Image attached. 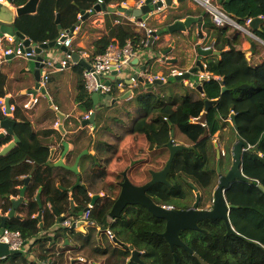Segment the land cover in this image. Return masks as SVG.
I'll return each instance as SVG.
<instances>
[{
  "label": "trees",
  "instance_id": "obj_1",
  "mask_svg": "<svg viewBox=\"0 0 264 264\" xmlns=\"http://www.w3.org/2000/svg\"><path fill=\"white\" fill-rule=\"evenodd\" d=\"M28 1L12 0V3L19 8ZM99 1L41 0L35 15L17 18L15 29L36 44L52 43L61 34L56 24L58 14L62 28L71 32L80 23L79 15L82 12L93 11ZM113 1L104 0V3L110 5ZM217 2L240 23H244L247 18H264V0L231 2L217 0ZM211 25L213 27L209 32L215 39L214 49L217 51L231 49L223 55V60H211L207 63L210 73L228 76L227 81L231 75L234 81V84L228 87L227 97L219 109L212 108L208 113L204 112L206 99H217L221 95L219 82L211 79L204 86L205 98L198 92H189L188 89H185L186 95L179 102L168 101L161 94L144 93L138 97L139 107L131 110L132 113L139 115L136 118L121 111L106 117V108L97 113L96 126L102 125L99 137L101 140L96 145L95 155L90 157V165L83 171L84 183L73 194L77 203L76 209L72 211L68 194L61 193L57 188L50 190L49 182L47 201L52 209L46 208L43 211L44 226L40 229L38 219L33 218L40 211L33 193L44 187L41 186L42 180L38 177L37 184L28 191L30 201L26 207L27 218H14L6 225L10 231L20 232L24 241L35 240L33 250L37 258L47 259L53 264H72L73 261L80 264L77 261L79 258L96 264H136L131 261L132 250L125 248L132 246L134 251L142 254L146 264H175L170 247L165 239L158 235L164 232V220L155 218L145 208L138 206L127 207L121 219L115 221L109 219V212L119 193L115 194L113 186L104 183L103 178L106 177L107 168L116 156L123 139L127 135H133L139 150L146 158L129 167L126 172L134 185L147 184L152 179V172L164 169L170 156L166 145L171 141V133L174 131V143L183 145L177 142L180 134L187 142L184 145L190 150L176 154L168 176L169 185L157 184L147 194L159 206L185 209L191 204L187 203V199L193 193L189 185L192 183L205 191L201 206L211 205V194L217 182L213 179V171L210 170L212 167L215 168V163L217 165L214 136L218 132L227 133L228 139L224 147L227 152V165L231 163V150L237 138L231 126L227 131L229 124L223 121L229 116L226 113L228 107L236 109V106L242 104L243 109L240 112L234 110L239 117L252 113V110L260 112L259 108L264 110V62L259 68L255 67L246 60L237 41L240 39L239 36L229 35L227 30L229 28L218 29ZM255 35L264 41V23ZM114 38H118L123 44L127 40H131L135 45L143 41V46L150 42L125 30L122 25H116L106 36L95 42L91 60L103 54ZM253 44L254 49L260 46L257 41ZM76 70L83 75L84 67L76 65ZM6 82V75L0 68V99L6 96ZM169 84L170 82L167 83ZM255 98L257 105L252 103ZM78 101L82 103L85 114L94 111V101L86 90L85 80L80 84ZM249 101L251 102L248 105L245 104ZM16 113L19 116L18 109ZM191 118H200L201 121L199 124H192ZM4 119L6 117L0 108V120ZM17 129L26 137L22 138L21 144L12 153L0 157L1 203L9 194L17 193V182L11 175L14 164L27 158L42 166L47 165L48 161L49 150L39 142L30 124L25 121L19 124ZM103 160L104 163L101 162ZM97 165L100 166L95 168ZM243 174L251 179L252 183L237 182L226 193L227 202L240 207L233 210L230 215L231 224L239 236L228 234L225 223L220 220L204 222L203 229L210 230V233L188 232L183 236L191 249L207 264H264V192L259 188L264 187V136L253 148L244 153ZM90 192L93 195L106 193L105 199L99 200L92 211L91 219L96 222V227H88L85 232L60 227L53 238L49 237L47 233L58 220L56 214L67 218L69 214L78 215L77 213L84 211L91 204ZM9 208L10 206L5 207V211ZM205 223L208 225L205 226ZM99 228L109 230L123 246L115 245L106 233L99 231ZM41 231L45 234L38 237ZM104 236L107 239H104ZM175 254L179 264H201L195 256L184 250L177 249ZM5 263L28 264L22 253L16 254L13 261L9 262L8 259Z\"/></svg>",
  "mask_w": 264,
  "mask_h": 264
},
{
  "label": "crops",
  "instance_id": "obj_2",
  "mask_svg": "<svg viewBox=\"0 0 264 264\" xmlns=\"http://www.w3.org/2000/svg\"><path fill=\"white\" fill-rule=\"evenodd\" d=\"M120 1L121 0H114L110 5H106L104 3L107 7L116 8L118 10L116 13L102 12V13H91L89 17L83 16V18L80 20V23L74 27L75 30L73 32L69 31L70 38L73 40L70 50L74 51L79 55L82 54L89 55L87 59H84L88 64L94 61V59L91 60L90 56L94 53L95 42L106 36L110 32V30L114 28L116 25H122V27L125 30L135 33L138 36H141L142 39L144 38L150 41L146 46H143V41L136 43V45L134 44L136 46V49L139 50V55L140 53L143 54V60H141L140 62L141 64H139L138 67L142 64L143 65L145 64L146 61L145 59L149 60L147 64L149 69L152 70L150 71L149 75L154 79L161 77L167 78V82H164L163 85H153V86L147 83L145 86L143 85V87H141L137 95L132 94L131 97L127 98L126 100H122V97L125 96L126 93L129 91L128 89L129 85L125 84V87H122L120 89L115 88V92L112 93L111 96L113 98L118 99V101L122 100V102L115 105L118 108V111H123L122 109H124L125 112H130L132 109L138 108L139 107L138 97L144 93H154L157 95L161 94L168 101L179 102L182 99V97L186 95L185 89H188L189 92H194V93L198 92L202 96V98H205L206 94H205L204 86L206 82H199V85H201L203 89V93H200V91H198L196 87H193V83L195 81H198L197 80L198 76L195 77L196 79L194 80H185L184 82L175 81L177 82V84L175 85V87L168 89L169 94L164 92V87H168L169 85H167V83L171 82L170 78H174L172 76L173 71L186 73L187 71L193 69L194 64L197 60V55H196L197 45H202L203 47L214 45L215 39H213L211 33L209 32L210 28L207 24L209 23V19L205 17L204 25L202 27V33L206 38V40L200 38V35L198 34L199 30L197 24L195 25L192 31H187L185 33H176L173 35L169 33H165L163 38L159 37L154 42H151V34H149L150 31L162 30L168 24L173 23L175 20L178 19L184 20L187 17H191V16L197 18L201 17L204 12L203 9L192 0H183V2H180L181 0H173V5L175 7L173 8L165 7L156 12H153L151 16L144 23L138 22V20L136 19V25L138 29L134 31L130 25V22H128V21H132L131 19H133L134 17L128 16L120 12L119 9L122 7L138 8L144 4L145 0H141V1L124 0L121 3ZM13 6L15 7V5ZM149 22H151L150 25ZM62 31L66 32L67 30L62 28L61 32ZM242 37H240L239 39L241 40L242 43H240L239 40L237 41L240 44L241 50L244 52L246 60L251 64H253L255 67L259 68L264 62V43L262 41H259L260 46L254 49L255 48L253 46L254 41L252 39L251 40L248 39V37L246 36H242ZM114 39H118V38H114ZM5 46L15 48V45L12 44H6ZM168 48H171V51L167 54L165 58L157 56L158 53L164 50L166 51L168 50ZM230 50H231L230 48H227L224 50V52L227 53ZM50 53L54 55L56 59L60 57L62 58L66 54L64 53V51L56 47L53 48L52 52L50 51ZM174 59L178 60L177 63L171 62ZM223 59H224L223 56L213 58L214 61L217 60L221 61ZM203 63L207 68L204 75H210L212 76V79H215L218 82L223 81L224 82L223 86L226 87L227 89L226 90L227 92L223 95L222 94L223 86L219 83L221 87L220 97L217 99L207 98L210 100H217V105L211 107V109L217 108L218 110L221 103L227 97L229 91L228 87L232 86L234 84V81L231 75L228 81H227L228 76L213 75L208 70L207 60H204ZM0 68L7 78V82L5 86L6 96L4 97V99L5 101L8 100L10 105L14 106L16 110L17 109L19 110V116H17L15 110V112L10 117H6L15 121L14 136L8 135L4 130L0 128V132H1L0 134H5V137L3 139H0V157H6L10 153H12L17 147H19V145L23 140L22 138L26 137L24 133H22L17 129L19 124L25 121H27L30 124L33 133L36 135L37 139L42 144V146L47 147L49 150L48 161H47V165L45 166L39 165L38 163H35L33 160L27 158L20 163L14 164V166L11 168V175L15 177V182H17L16 185L17 193L9 194L7 197L13 198L14 200H19L21 198V195L23 194V202L21 203V206L16 213L18 216L15 215L16 217H13L12 219L18 217L20 218L23 217V219L27 218L26 204L27 203L29 204L30 201L28 191L32 189L35 186V184H37V179L38 177H40L42 180L41 186L42 187L44 186L42 188V193H41V201L43 204L42 219L41 221L38 219L39 213L41 212L40 208H39L40 211L37 214H35L33 218L38 219L39 228L43 229L44 226L43 211L46 208L52 209L51 205L47 201V191H48L47 184L49 182L51 184L49 189L51 190L57 188L61 193H67L71 200L72 211L76 209L77 203L74 201L73 198V194H75L74 190L73 191H69V190H71L72 186L77 183L78 179L81 180V185L84 183L83 182L84 177L82 176V174L83 171L87 169L88 166L90 165L89 164L91 162L90 157L95 155L96 145L98 144V141L101 140L99 137L101 136L100 134H101L102 125H99L97 127L95 120V125L83 127V117L85 115V112L82 109V103L78 101V95L80 93V84L82 81L84 82V78L83 75H81L80 72L76 70V66L65 71H59L53 73L50 76V81L46 87V94L42 95L41 93H38L36 97L37 101L36 103H34L33 108L30 110L26 109V105L31 104L34 101L32 95L29 94V92L34 89L36 84L35 71L39 70V68L36 66V62L30 59H23V58L8 59L7 61L0 63ZM127 68L131 70L132 67H127ZM127 68H125V70ZM167 71H170V73L165 74ZM132 73L134 72L131 71L127 74L124 73L120 75V78L122 77L126 80V82H130V78L132 77V75H134ZM201 75L202 74H199V76ZM229 99H231V97ZM250 102L251 101L245 102V104L248 105ZM252 103L257 105L256 98L252 100ZM258 105H260V103H258ZM101 107L102 110L106 108L105 110L106 117L110 116L108 113L111 112L110 109V107H112L111 103L104 98H100L99 106L98 107L95 106L93 112H96L97 108H101ZM236 107L237 110L234 109L232 106L228 107L226 113H228L229 116L223 121L224 123L229 124L228 127L231 126L232 130H234V132L237 135L236 140L238 138H242L244 141L248 143L251 149L264 136V110L263 108H259L260 112L252 110L253 111L252 113L250 114L247 113V115L245 114L243 117H239L235 114V112L236 111L240 112L243 109V105L239 104ZM255 108L258 107L255 106ZM58 112L64 115V121H63L64 132H62L59 129L60 122H59V117L57 116ZM233 115H235L236 117L237 126L239 128L238 132L235 131V125H233L232 123L231 117ZM200 121L201 120L199 118V122ZM56 124H58L57 127H54ZM87 128H90V130L91 129L92 130L91 131L87 130ZM240 133H242L241 137H240ZM15 137L18 139V142H15ZM126 140L127 138L123 142H125ZM221 143L222 142H220V144L218 145L215 141L214 144H215V148L217 149L216 151L217 163L219 161H222V164L224 165L225 160L227 161V157L225 156L226 154L225 153L226 150L224 148L225 144L222 145ZM8 147H10V149L4 152V150L7 149ZM52 149L55 151V154L53 156V159L51 160L50 157H51ZM218 152H220V155L218 154ZM64 153L65 156L63 157ZM80 155H82V157L80 158L79 165L77 167L79 174H75L62 167L53 166L54 164H57L60 161L65 166L73 167L77 162L78 158L80 157ZM101 162L104 163V160ZM117 164L118 163L116 159L110 162L109 167L107 168L106 176L109 170L113 169V166H116ZM98 166L100 165L95 166V168H97ZM122 173L123 172H121V175ZM107 184L110 185L111 183L109 182ZM39 189L40 188H38V190L35 193H33L35 194L34 198L36 202H37V194L39 192ZM96 195L97 194L93 195V193L90 192L91 197H94ZM5 204L9 206V201H5ZM1 205L3 206V202L1 203L0 200V206ZM25 205L26 207L23 208ZM1 211L3 212V210L0 209V212ZM8 212H10V210L5 211V213ZM83 213L84 211L77 213L78 215L69 214L70 215L69 218H67L66 216L65 217L66 219L77 220L78 222H80ZM12 219H10L8 222H10ZM59 228L60 227L58 225V220H57L56 225H54L50 229L47 235L53 238L55 236V232ZM74 230L85 232L86 228L83 225L81 228L76 227ZM44 234L45 232L41 231L38 237L43 236ZM29 240H27L26 242H28ZM28 246L25 248L24 252H20L24 255L28 264H53V262L48 261L47 259L41 260L37 258V256L35 255V250H33L34 243L30 245L28 244ZM11 256L12 255L4 256L5 257L4 259H1L3 258L1 257L0 261H3L2 264H4V262L10 259ZM77 261L79 262L78 259ZM72 264H75V261H73Z\"/></svg>",
  "mask_w": 264,
  "mask_h": 264
},
{
  "label": "water",
  "instance_id": "obj_3",
  "mask_svg": "<svg viewBox=\"0 0 264 264\" xmlns=\"http://www.w3.org/2000/svg\"><path fill=\"white\" fill-rule=\"evenodd\" d=\"M101 3L96 4L93 11L91 12H82L81 15H84L85 17H89L91 13H102V12H108V13H116L118 10L116 8L107 7L104 4V0H100ZM227 2H231L232 0H226ZM7 3L0 2V33L3 35H8L13 37L15 40L20 39L24 40L26 37L20 33L19 31H16L15 29V22L17 18H20L25 15H32L37 12L38 4L40 0H29L24 6L19 8H12L9 4H12V0H7ZM173 8L175 7L173 5V0H145L144 4L141 5L138 8H120L119 11L128 15L132 16L135 19L138 20V22L144 23L153 12H156L162 8ZM206 17V13L203 12L201 17H187L184 20H175L173 23L168 24L166 27H164L160 31H152L151 32V42H154L159 37H164L165 33H169L171 35L176 33H185L187 31H192L195 27V25H198V34L200 35V38L203 40H206L202 33V27L204 25V19ZM61 18L60 15H57L56 23L58 24V28L62 30V26L60 25ZM264 23L263 17L254 18L250 24V28L252 31H260L261 25ZM75 30V28L72 29V32ZM69 31L65 32V36L60 39L61 42H65L69 38ZM31 40L26 39L25 40V46L29 47L31 45ZM32 46H36V43H33ZM58 48V45L55 44V42L48 43V44H40L38 47L35 48V54L36 56L31 58L30 60L36 62V66H39V62L42 61L45 58V55L43 54L45 51L51 50L53 48ZM62 51L64 52H71L68 48L62 47ZM171 51V48H168V50L161 51L157 54L158 57H166L167 54ZM196 55L197 60L194 64L193 69L190 71H187L186 73H183L182 75L175 76L174 79L177 82H184L185 80H194L195 77L198 76V81H195L193 83V87H196L200 93H203V89L201 85H199V82H206L207 77L205 76H199V74H205L207 68L205 67L203 61L207 60V63L210 60H213L215 57H222L225 52L224 51H217L214 49H206L205 47H202L201 45L196 46ZM11 58V57H10ZM141 60H143V54L139 58H136L131 63V70L126 69L124 72L127 74L131 71H133L134 78L137 76L139 77V81L144 84L146 76L149 75L150 70L148 67L147 62L149 60L145 59V64H141ZM73 61L77 62L78 65L84 67V68H90V65L83 59L81 56L77 53L73 54ZM177 59L172 60V63H177ZM143 63V61H142ZM118 75L117 71H113L111 77H109L112 81H116L117 84H127L131 85V82H126L125 79H118L115 80V76ZM40 77L41 73L40 70L35 71V87L32 91L29 92V94L32 95L33 99H36L37 94L40 92L42 95L46 94L45 88H40ZM219 83L223 86L224 82L219 81ZM111 84V83H108ZM164 82L162 79H154L153 82H149V85H163ZM226 87H222V94L224 95L226 91ZM134 94H138V91H134ZM132 92L128 91L125 96L122 97V100H126L127 98L131 97ZM100 98L106 99L108 102L111 103L112 106H115L118 102V99L113 98L111 95H98L93 94L92 99L94 101V105L96 107L99 106V100ZM217 105V100H210L207 99L205 101V112H209L211 107H214ZM6 106L9 109L10 103L8 100H6ZM102 111L101 108H97L96 112H93L89 120L83 121V127L92 126L95 125L96 120V114ZM57 116L59 117L60 126L59 129L64 132L63 129V121H64V115L60 112L57 113ZM233 125H235V131L238 132L239 128L237 126L236 117L233 115L231 117ZM14 125L15 121L6 118L4 120H0V128L4 130L8 135L14 136ZM173 128V125H171ZM174 136L175 132L173 131L171 133V141L166 145V147L170 151L169 159L164 167L163 170L158 172H152V179L147 184L143 186H137L134 185L130 179L128 178V173L124 171L122 173L123 181L120 185L121 189L120 192L115 200V203L112 207V209L109 212V218L110 220H118L121 219L126 208L129 206H138L145 208L152 216L158 219H162L166 221V230L161 235L167 243L171 246L172 251H174V248L176 246L181 247L185 249L187 252L193 254L200 262L201 264H207L202 258L196 254L193 250L189 249L185 243L181 240L180 234L183 231L186 230H192V231H203L199 227V224L205 220H221L225 223L228 234L238 235L230 220V215L233 210H238L240 207L236 205H231L227 202L226 199V193L230 190V188L237 182H243V183H252V180L247 178L243 174V158L244 153L248 150H250V147L246 141H244L242 138H238L236 142L233 144L232 150H231V163L227 168V172L225 174H221V162L219 161L217 163L218 168V186L214 192L213 195V202L211 209H200V200L201 196L198 193V188L192 185L195 192L197 194V201L193 208L187 209V210H181V209H168L164 206L157 205L148 195L147 192L155 185L157 184H167L168 182V175L171 171V167L173 164V161L176 157V154L179 152H182L184 150H190L189 147L181 144H175L174 143ZM5 137V134H0V139H3ZM15 142H18V139L15 137ZM12 146V145H11ZM10 146V147H11ZM8 147L4 150L8 151L10 149ZM55 154V151L52 149L51 151V157L50 159H53V156ZM220 155V152H218ZM65 156V153L63 157ZM82 157L78 158L77 162L73 167H68L63 165L60 161L57 164H54V167H62L64 169H67L75 174H79L77 167L79 165V160ZM227 164V161H226ZM225 167V166H224ZM81 185V180L78 179L76 185L69 191H73L75 188L79 187ZM260 190L264 192V187L259 186ZM41 193L42 188L39 189V192L37 194V202L39 205V208L41 212L39 213L38 219L41 221L42 219V210H43V204L41 201ZM101 198L100 195H96L92 197L91 204L95 205L97 200ZM5 201H9L10 210L9 214L7 215H0V234L6 229L7 222L15 217V214L17 210L20 208L21 203L23 202V194L21 195V198L19 200H14L13 198L6 197L4 198ZM5 201L3 202V206L1 205V210L5 212V207H7V204H5ZM84 211H87L85 209ZM58 218V224L62 223L66 220V217H59ZM20 218V217H18ZM84 225V221L78 222L77 225H73L72 229L74 230L76 227L81 228ZM105 229H103L104 231ZM239 236V235H238ZM241 237V236H240ZM114 243L118 246H123L121 242H119L117 239L114 238ZM125 248H129L132 250V257L131 261L136 263L143 264V261H141V253L138 251H134L133 247L125 246ZM17 254V252H11L8 250V246L5 244L0 245V258L4 256L14 255ZM175 263L178 264V260L175 256Z\"/></svg>",
  "mask_w": 264,
  "mask_h": 264
},
{
  "label": "built area",
  "instance_id": "obj_4",
  "mask_svg": "<svg viewBox=\"0 0 264 264\" xmlns=\"http://www.w3.org/2000/svg\"><path fill=\"white\" fill-rule=\"evenodd\" d=\"M196 4H198L203 11L206 13V16L211 20L212 24L218 29H227L230 27H235L239 30L243 29V26H240L235 19L231 17V15L216 1V0H192ZM2 3H7V0H0ZM101 3V1H99ZM10 7L16 9L12 4H9ZM91 12V11H89ZM86 13V12H85ZM84 15H79V20L83 18ZM252 18H247L245 20V25L247 30L246 31L250 36L258 39L252 33L249 32V27L252 22ZM152 31L149 32L151 34ZM65 36V32L62 31L59 38L55 41V44L58 45V48L61 49L62 47L68 48L71 52H64L66 53L64 57H60L58 59L55 58L54 55L50 53L51 50L45 51L43 54L45 58L39 62V70L41 73L40 77V88L47 87L50 76L59 71L68 70L76 65L77 62L73 61V54L74 51L70 50L72 46L73 40L69 38L65 42H61L60 39ZM28 39L27 37L24 40L17 39L15 40L13 37L8 35L0 34V63L7 61L8 59L14 58H23V59H31L36 56L35 48L38 47L40 44H36V46H32L34 42L31 43L29 47L25 46V40ZM6 44L15 45V48L5 46ZM43 44H48L47 42ZM206 49H214V45H210L206 47ZM81 58L87 59L89 55L82 54L80 55ZM139 50L136 49V46L131 40H127L124 44L119 39H114L107 47L106 51L101 54L97 55L94 58V61L90 63V68H84L83 71V78L85 80V87L89 94H98V95H111L115 92V83L116 81H112L109 77H111L113 71H117L118 75L115 76V80H120L124 78H120V75L124 74V70L127 67H131V63L134 59L139 58ZM11 57V58H10ZM182 72L173 71L172 76L182 75ZM142 75V74H141ZM140 76L134 78L132 76L130 78L131 85H129V91L134 94V91H140L143 85L145 86L149 82H153L154 78L150 75L146 76L145 83L142 84L138 79ZM202 76L207 77L206 82H210L212 76L204 75ZM158 79V78H155ZM163 82H167V78L161 77ZM111 83V84H108ZM125 87V84H117L116 88ZM40 93V92H39ZM37 99H34L33 103L26 105V109H32L34 103H36ZM0 108L5 117H10L16 110L14 106H9V109L6 106V101L4 98L0 99ZM57 109V108H56ZM93 111L85 114L83 117V121L89 120ZM192 124H199V118H191ZM204 126V125H203ZM1 133V132H0ZM95 206L90 204L87 208V211L83 213L81 217V221H84V227H96V222L91 219L92 211L94 210ZM77 220L66 219L64 222L58 224L59 227L62 228H69L71 229L72 226L75 224L77 225ZM110 239H113V235L108 232ZM34 243V240H29L28 242L24 241L20 232H13L8 229H4V231L0 234V245L5 244L8 246L9 251L13 252H24L25 248L28 244ZM29 247V246H28ZM5 257L1 258L4 259ZM0 259V260H1ZM80 264H96V263H88L86 259L79 258Z\"/></svg>",
  "mask_w": 264,
  "mask_h": 264
},
{
  "label": "rangeland",
  "instance_id": "obj_5",
  "mask_svg": "<svg viewBox=\"0 0 264 264\" xmlns=\"http://www.w3.org/2000/svg\"><path fill=\"white\" fill-rule=\"evenodd\" d=\"M130 8H135V7H130ZM232 17V16H231ZM233 18V17H232ZM234 19V18H233ZM132 21H128L130 22V25L132 27V29L135 31L137 28V25H136V19L133 18L131 19ZM235 21L240 25V26H243V29L247 30V27L245 25V23H240L238 20L235 19ZM151 22H149V25H150ZM242 30H239L235 27H230L228 30V33L229 35H236V36H246L248 37V39L251 40V37L250 35L246 32V31H243ZM250 37V38H249ZM243 38V37H242ZM243 40V39H242ZM255 40V38L253 39ZM257 42H259L257 40ZM202 46V45H201ZM207 46V45H205ZM203 47V46H202ZM53 49H51V52H52ZM170 71H167L165 74H169ZM171 79V82L169 84L168 87H164V92L168 93V89L172 88V87H175V85L177 84V82H175V79L174 78H170ZM196 79V78H194ZM197 80H198V77H197ZM179 86V85H178ZM117 87V83H115V88ZM169 94V93H168ZM172 97V96H171ZM122 102V100H119L117 102L120 103ZM111 109V112L108 113L109 115H115V113L118 111V108L115 106H112L110 107ZM120 109V108H119ZM123 111L121 112H124L126 114L129 113V115L131 117H134L136 118L137 114L136 113H132L131 111L130 112H125L124 109H122ZM76 114V113H74ZM139 116V115H138ZM137 116V117H138ZM133 118V119H134ZM58 124H56L54 127H57ZM87 130H90V128H87ZM92 130V129H91ZM90 130V131H91ZM227 131H229V127L227 128ZM242 133H240V137H241ZM129 136V137H128ZM127 138V140L125 142H123L125 139ZM226 139H228V136H227V133L226 132H221V133H218L216 136H214V143L216 141V143L219 145L220 142H222L221 144L224 145L225 142H226ZM122 143L120 144L119 148H118V151H117V154L116 156L114 157L113 161L116 159L117 161V165L116 166H113V169H110L107 176L105 178H103V182L104 183H111L110 185H116L117 182L119 181H122V175H121V172H124V171H127V169L129 167H131L132 165L140 162V161H143L145 158H146V155L141 152V150H139L138 148V145H137V141H136V138L133 136V135H127L124 139H123ZM177 142L178 143H187L184 138L179 134L178 135V138H177ZM182 145V144H181ZM186 146V145H185ZM120 155V156H119ZM125 161V162H124ZM124 162V163H123ZM224 166L225 167H222L221 169V174H225L227 172V168L229 165L226 164V160H225V163H224ZM211 171H213V179L214 180H219V177H218V168H217V165L215 163V168H211L210 169ZM130 177V176H129ZM131 178H133V176L131 175ZM186 188V187H185ZM101 197L103 198L104 196H106V193L105 192H102L100 193ZM196 199V195L195 194H191V196H188V199H187V203H193V201H195ZM212 204V203H211ZM131 218V217H129ZM88 229V228H87ZM108 235V233H106ZM104 239H107L106 236H104ZM113 245V244H112ZM121 249H124V248H121ZM14 256L15 255H12L9 259V262H11V260L13 261L14 260ZM18 259V257L16 258ZM141 261H143L142 259V256H141ZM0 263L2 264L3 261H0ZM136 263V262H135ZM4 264H6L4 262ZM136 264H139V263H136ZM141 264V263H140Z\"/></svg>",
  "mask_w": 264,
  "mask_h": 264
},
{
  "label": "flooded vegetation",
  "instance_id": "obj_6",
  "mask_svg": "<svg viewBox=\"0 0 264 264\" xmlns=\"http://www.w3.org/2000/svg\"><path fill=\"white\" fill-rule=\"evenodd\" d=\"M208 24V26H209V28H210V30H211V28L213 27L212 25H211V23L209 22V23H207ZM226 154H225V156L227 157V152H225ZM221 162V167H224V165L222 164V161H220ZM223 165V166H222ZM222 169V168H221ZM169 176V175H168ZM122 181H123V177H122ZM122 181H119V182H117L116 183V185H112L113 186V189H114V193L115 194H117V193H119L120 192V189H121V187H120V185H121V183H122ZM189 183V182H188ZM76 184H74L73 186H72V188L75 186ZM189 185H190V187L192 188V192H193V194H195L196 195V199H195V201H193V203L192 204H190V205H188V208H185V209H181V210H187V209H191V208H193V206L195 205V203H196V201H197V194L199 193L200 194V196H201V200H200V205H199V208L200 209H206V210H208V209H211V207H212V204L210 205V206H207V207H202L201 206V204H202V201H203V198H205V191H203L202 189H200V188H198L197 186H195V187H197L198 188V193H196L195 192V190H194V188L192 187V183H189ZM217 186H218V180H217V183H216V185H215V187H214V189H213V192H212V202H213V195H214V192H215V190H216V188H217ZM78 188V187H77ZM76 188V189H77ZM76 189H74V193H75V191H76ZM148 195V194H147ZM105 199V197L103 198V199H101V201H103ZM25 200H27V199H25ZM26 202V201H25ZM26 205H28V203L26 204ZM26 205L23 207V208H25L26 207ZM1 207V206H0ZM164 207H166V208H168V209H175V208H173V207H171V206H164ZM1 209V208H0ZM17 213V212H16ZM8 214H9V212H8ZM0 215H7V213H5V212H0ZM15 215H17V214H15ZM18 216V215H17ZM16 217V216H15ZM23 218V217H22ZM162 220V219H161ZM165 221V220H164ZM207 221H216V220H205V221H203V222H201L200 224H199V227L201 228V230H203V231H192V230H186V231H183V232H181V234H180V237H181V240L183 241V243H185V245L189 248V249H191V247L187 244V242L184 240V238H183V236H184V234L185 233H188V232H206V233H210V230H204L203 229V224H204V222H207ZM221 221V220H220ZM206 225H208L207 223H205V226ZM209 227H211L210 226V224H209ZM165 230H166V221H165V228H164V232H165ZM163 232V233H164ZM162 232H160L158 235L159 236H161L162 234H163ZM162 237V236H161ZM163 238V237H162ZM164 239V238H163ZM166 241V240H165ZM167 242V241H166ZM168 244V243H167ZM168 246L170 247V250L172 251V249H171V246L168 244ZM177 249H179V250H184V251H186L185 249H183V248H181V247H178V246H176L175 248H174V251H172V253H173V257H174V261H175V256H176V258H177V255L175 254V252H176V250ZM192 250V249H191ZM187 252V251H186ZM189 253V252H188ZM189 254H191V253H189ZM197 254V253H196ZM191 255H193V254H191ZM194 256V255H193ZM177 260H178V258H177ZM143 264H146L144 261H143ZM176 264V263H175ZM179 264V263H178Z\"/></svg>",
  "mask_w": 264,
  "mask_h": 264
},
{
  "label": "clouds",
  "instance_id": "obj_7",
  "mask_svg": "<svg viewBox=\"0 0 264 264\" xmlns=\"http://www.w3.org/2000/svg\"><path fill=\"white\" fill-rule=\"evenodd\" d=\"M220 5H221V4H220ZM206 17H207V16H206ZM207 18H208V17H207ZM208 19H209V18H208ZM209 22L212 24V22H211L210 19H209ZM244 23H245V22H244ZM249 32L252 33L254 36H256V37L258 38V39L255 38V40H253L254 37H253V36H250L251 39H252L253 41H257V40H258V41H262V42L264 43V41H263L261 38H259L257 35H255V32L252 31L250 27H249ZM209 46H210V45H209ZM209 46H207V47H209ZM205 48H206V47H205ZM214 50H215V49H214ZM100 196H101V195H100ZM104 197H105V196H104ZM104 197H103V198H104ZM103 198L101 197L99 200L101 201V199H103ZM99 200H97V202H98ZM97 202H96V203H97ZM94 206H95V205H94ZM84 212H85V211H84ZM109 219H110V218H109ZM112 221H114V220H112ZM63 222H64V221H63ZM97 228H98V227H97ZM71 229H72V228H71ZM86 229H87V228H86ZM99 231H100V232H104V233H108V232H110V231L107 230V229H105V230L103 231V229H100V228H99ZM110 233H111V232H110ZM111 234H112V233H111ZM112 235H113V234H112ZM108 236H109V235H108ZM113 237H114V236H113ZM109 238H110V237H109ZM114 238H115V237H114ZM114 238L111 239L112 242H114ZM115 239H116V238H115ZM114 244H115V243H114ZM115 245H116V244H115Z\"/></svg>",
  "mask_w": 264,
  "mask_h": 264
}]
</instances>
